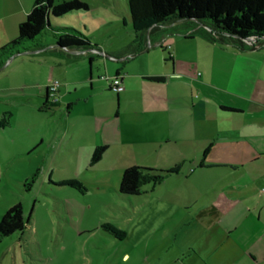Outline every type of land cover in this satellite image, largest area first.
Segmentation results:
<instances>
[{"label": "rangeland", "instance_id": "obj_1", "mask_svg": "<svg viewBox=\"0 0 264 264\" xmlns=\"http://www.w3.org/2000/svg\"><path fill=\"white\" fill-rule=\"evenodd\" d=\"M85 1L90 5L88 11L51 17L50 25L74 28L113 53L135 40L127 0ZM25 19V14L18 16L20 22ZM16 37L17 30L8 43ZM160 52L154 48L147 53L158 66L162 64ZM120 63L110 59L108 68L99 67L102 91L88 89L83 95H70L75 104L71 116L65 113L68 102L61 110L55 109L59 100L47 103L40 85L51 83L54 77L73 82L69 79L80 70L72 57L50 49L24 52L0 70V117L4 112L13 114L11 125L0 129V220L17 203L23 204L31 219L25 231L0 243V264H183L180 259L189 238L185 224L181 234L179 220L189 207H178L193 186L191 179L180 175L155 185L149 182L138 196L119 193L128 166L166 169L179 155L174 147L160 151L137 139L130 146H114L97 163L92 154L79 153L80 148L92 145L96 127L127 124L125 108L134 109L131 101L120 105L118 93L108 88L107 79L114 77L113 70ZM130 64L134 65L129 71L145 66L142 61ZM120 106L119 119L114 116ZM110 111L114 114L107 120ZM69 122L76 140L72 144L65 134ZM141 124L135 123L137 132ZM37 171L27 190L26 180ZM67 179H76L81 188L61 185ZM200 185L198 195L205 191ZM104 223L122 229L125 237L118 239L103 230Z\"/></svg>", "mask_w": 264, "mask_h": 264}, {"label": "crops", "instance_id": "obj_2", "mask_svg": "<svg viewBox=\"0 0 264 264\" xmlns=\"http://www.w3.org/2000/svg\"><path fill=\"white\" fill-rule=\"evenodd\" d=\"M34 2L0 0V47L15 36L16 30L18 35L23 22L18 21V16L27 17ZM54 28L67 27L57 24ZM204 30L197 21L158 25L147 35L143 51L133 45L134 40L117 53L91 38L90 49L68 51L59 47L51 35H45V48L34 52L50 49L76 62L80 74L69 79L73 82L64 83L54 77L62 83L60 99L54 107L61 110L67 101V116L75 106L70 95L104 89L101 64L108 68L110 59L122 63L112 74L119 73L125 87L117 96L120 105L131 101L134 107L133 111L125 108L127 124L96 127L92 145L80 148L79 153L93 154L96 147L106 146L104 157L114 146H130L137 139L156 145L160 151L174 147L179 154L174 163L166 169L149 168L168 170L179 166L165 180L185 175L193 185L190 187L188 182V196L178 207H189L179 220L181 234L185 224L189 238L180 262L264 264V47L240 52L229 45L207 41L201 35ZM192 31L194 37L186 39L185 34ZM154 48L161 51V66L148 55ZM132 61H142L145 66L129 71ZM83 68L87 70L85 74L81 73ZM152 77L164 79L154 81ZM49 85H40L45 89L47 103ZM108 88L111 90L110 82ZM222 106L236 111L222 110ZM122 113L120 106L114 117L120 119ZM106 114L110 120L114 111ZM135 123H142L140 132ZM73 130L69 122L65 134L70 144L76 143ZM131 166L138 165L128 167ZM200 184L205 187L202 195L197 194Z\"/></svg>", "mask_w": 264, "mask_h": 264}, {"label": "trees", "instance_id": "obj_3", "mask_svg": "<svg viewBox=\"0 0 264 264\" xmlns=\"http://www.w3.org/2000/svg\"><path fill=\"white\" fill-rule=\"evenodd\" d=\"M130 19L140 51L143 43L158 25L176 21H197L204 27L202 36L209 42L229 45L240 52L257 50L264 47V0H127ZM90 5L85 0H35L25 21L18 27V35L11 42L0 47V70L16 55L34 52L45 48L43 38L51 35L56 44L68 51L90 49L89 37L74 28H54L50 25V16L62 17L73 12H86ZM195 31L185 34L191 39ZM120 75L119 73L115 76ZM154 81H162L164 77H152ZM111 89V88H110ZM112 90V89H111ZM222 110H236L225 106ZM13 114L4 112L0 117V129L11 125ZM106 146L95 148L93 162H99ZM179 166L163 170L157 168L131 166L125 169L120 182L119 193L122 196H138L143 194L146 183L154 185L176 173ZM38 171L30 176L25 186L30 190ZM63 186L81 188L76 179H67ZM22 203L12 206L0 220V243L4 238L17 232L25 231L30 224ZM101 228L115 235L118 239L125 237V232L111 223L102 224Z\"/></svg>", "mask_w": 264, "mask_h": 264}, {"label": "built area", "instance_id": "obj_4", "mask_svg": "<svg viewBox=\"0 0 264 264\" xmlns=\"http://www.w3.org/2000/svg\"><path fill=\"white\" fill-rule=\"evenodd\" d=\"M110 82V88L117 93L124 91L125 87L122 82V76H114L113 78L107 79ZM62 83L60 80L54 79L51 81L50 85L48 86V95L52 102H58L60 99V89Z\"/></svg>", "mask_w": 264, "mask_h": 264}, {"label": "flooded vegetation", "instance_id": "obj_5", "mask_svg": "<svg viewBox=\"0 0 264 264\" xmlns=\"http://www.w3.org/2000/svg\"><path fill=\"white\" fill-rule=\"evenodd\" d=\"M47 98H48V100H51V99H50V97H49V95H48V97H47Z\"/></svg>", "mask_w": 264, "mask_h": 264}]
</instances>
